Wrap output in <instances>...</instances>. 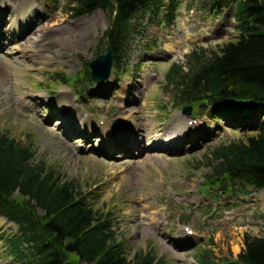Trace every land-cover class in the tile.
<instances>
[{
	"label": "rangeland",
	"instance_id": "obj_1",
	"mask_svg": "<svg viewBox=\"0 0 264 264\" xmlns=\"http://www.w3.org/2000/svg\"><path fill=\"white\" fill-rule=\"evenodd\" d=\"M208 4L180 0L171 27L148 21L149 15L122 71L114 68L108 81H85L76 89L54 78L66 74L82 81L85 64L107 48L101 39L110 25L108 13L76 16L75 0H22L9 5L5 16L11 23L23 9L29 16L25 24L32 29L23 31L19 41L26 42L34 27L47 28L42 33L48 46L37 63L0 50V131L34 147L35 163L74 181L95 210L110 214L129 258L150 251L166 264H202L206 250H212L208 260L227 264L244 251L247 236L264 238V191L249 188L247 196H223L202 189L217 146L264 131V106L225 103L235 113L211 107L194 118L175 104L176 88L166 80L172 66L185 64L194 50H216L239 36L234 6L219 16L212 15ZM71 28L91 33L84 44L68 50L51 45V40L59 41L60 30ZM6 70L11 75L3 83ZM61 100L64 104L58 106ZM70 103L76 106L72 112L83 118L81 125H66L61 108ZM241 110L253 112V117L243 120ZM186 122L188 130L179 145L148 149L171 126L184 129ZM137 129L146 135L153 132L143 143L148 150L130 148L126 154ZM111 144L119 150H110ZM17 234L18 227L0 216V264H22L9 252L10 238Z\"/></svg>",
	"mask_w": 264,
	"mask_h": 264
},
{
	"label": "trees",
	"instance_id": "obj_2",
	"mask_svg": "<svg viewBox=\"0 0 264 264\" xmlns=\"http://www.w3.org/2000/svg\"><path fill=\"white\" fill-rule=\"evenodd\" d=\"M208 1L212 15L234 6L239 36L216 50H194L185 64L172 66L166 80L176 88L175 104L191 106L196 114L211 107L224 112L225 103L264 106V0ZM179 6L180 0H75L73 11L76 16L108 13L110 25L101 42L112 48L114 66L122 71L131 43L146 29V18L171 27ZM78 78L58 74L54 79L75 89L85 81L92 84L87 63L82 81ZM240 112L243 120L253 117V112ZM35 155L34 147L0 131V216L18 227L10 238L12 256L22 264H166L150 251L129 258L111 215L95 210L74 181L35 163ZM209 161L211 173L202 188L207 193L230 196L248 195L249 188L264 190V131L217 146ZM245 246L238 259L227 264H264L263 237L247 236ZM205 253L200 262L214 264L208 260L212 250Z\"/></svg>",
	"mask_w": 264,
	"mask_h": 264
},
{
	"label": "bare ground",
	"instance_id": "obj_3",
	"mask_svg": "<svg viewBox=\"0 0 264 264\" xmlns=\"http://www.w3.org/2000/svg\"><path fill=\"white\" fill-rule=\"evenodd\" d=\"M18 1L22 0H0V50H3V48L7 49L6 53L10 56H14L16 58H19L21 61L24 60H31L35 63L39 62L40 59H42L41 52L46 49L48 46V43H46L45 35L42 33V31H46L45 28L42 30H37L36 27H34V34L30 36L26 42L19 41V36H21V33L29 32L30 29L29 26H26L25 22L28 21V15H24L23 12H25L23 9L21 10V14L19 15V18L15 21H12L9 23L8 19L5 17L8 10H10L9 5H14ZM17 9L20 8V6L16 7ZM33 11V8L31 9ZM92 29H95L92 27ZM51 35L53 33L52 29L49 28ZM23 32V33H24ZM76 33L78 35H81V37L78 38L76 36ZM91 33V29L88 28H78V30H73L72 28L69 29V32H66L65 30H60L57 33V37H59V41L57 40L54 42L51 40V45L54 44L59 47L61 50H68L70 47L75 46L74 44H78L77 46L84 44L86 40L89 38V35ZM45 45H47L45 47ZM50 45V44H49ZM0 59L1 56H0ZM9 75H11L9 70L5 71V74L3 75L2 82L8 83L9 82ZM66 95V93H63ZM64 102L61 100L58 102V106H63ZM61 108V107H59ZM62 109V116L63 118H66V125L69 127H74L73 123L75 125H81L82 117L78 118L76 112H72V110L75 111L76 106L72 103H70L68 106H65ZM136 120H138L137 117H135ZM187 121V120H186ZM190 120H188L189 122ZM186 122L185 128H179L171 126L164 134L159 135L156 137V141L153 142L149 148L155 151H159L161 149H169L170 147L177 146L182 141V135L185 131L188 130V125ZM110 125V124H109ZM153 130H157V127L153 126ZM69 133H73L71 130H69ZM134 138L133 142H129V148L125 150L126 154H130V148H135L137 150H145L147 151L146 145H144L145 139L152 137L153 132L151 131L149 135L145 134V132H140V130L134 131ZM110 150H119L118 147L114 144L110 146ZM157 156H152L151 159L156 158ZM238 250V248L236 249Z\"/></svg>",
	"mask_w": 264,
	"mask_h": 264
},
{
	"label": "water",
	"instance_id": "obj_4",
	"mask_svg": "<svg viewBox=\"0 0 264 264\" xmlns=\"http://www.w3.org/2000/svg\"><path fill=\"white\" fill-rule=\"evenodd\" d=\"M113 64L114 55L111 47H109L105 53L89 63L88 68L92 81L96 84L108 81L112 75ZM191 111V107L183 110L184 114L187 115H189Z\"/></svg>",
	"mask_w": 264,
	"mask_h": 264
}]
</instances>
